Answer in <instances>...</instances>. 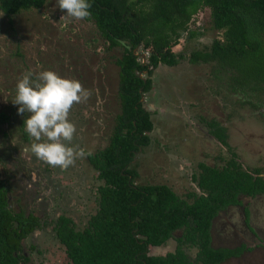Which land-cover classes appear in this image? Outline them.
Segmentation results:
<instances>
[{"label":"rangeland","instance_id":"obj_1","mask_svg":"<svg viewBox=\"0 0 264 264\" xmlns=\"http://www.w3.org/2000/svg\"><path fill=\"white\" fill-rule=\"evenodd\" d=\"M64 15L56 0H45L39 8L10 15L0 11V111L8 115L0 125V178L8 187L9 208L32 212L39 220L36 233L22 241L28 264H69L53 233L54 220L62 214L71 219L75 229H82L97 208L96 188L101 181L87 154L62 169L25 151L30 149L32 139L23 125L29 114H19V106L13 103L17 81L29 71L35 80L39 72L53 70L62 77L79 80L91 91L88 100L75 104L68 117L76 126L72 143L86 153L100 150L107 143L119 111L118 67L114 60L120 57L122 47H107L91 20L65 19ZM187 27L198 35L182 37L171 47L183 58L173 66L159 63L151 71L149 90L140 102L149 112L152 128L147 133V146L136 152L132 161L136 184H164L186 200L187 193L198 192L191 175H196L199 163L219 167L234 153L242 169L251 172L258 167L264 176V107L256 111L239 103L213 77L211 63L189 60L190 51L206 50L214 38H221V31L211 26L208 8L192 15ZM139 50L136 47L133 53L145 62L147 51ZM139 75L146 77L145 72ZM211 118L225 128L230 150L209 134L205 121ZM252 200L255 212L247 219L256 227L257 235L241 227L243 232L235 239L223 241L214 223V244L246 246L241 256L222 264H264V250L253 249L255 244L264 246V197ZM228 213L225 217L239 230L238 211L231 209ZM219 220L222 223L223 219ZM178 235L174 233L166 245L153 252L172 251ZM187 254L192 257L194 250Z\"/></svg>","mask_w":264,"mask_h":264},{"label":"trees","instance_id":"obj_2","mask_svg":"<svg viewBox=\"0 0 264 264\" xmlns=\"http://www.w3.org/2000/svg\"><path fill=\"white\" fill-rule=\"evenodd\" d=\"M45 0H0L6 15L39 8ZM91 20L107 47L121 46L114 62L118 67L119 111L107 143L86 159L102 180L98 209L85 227L74 230L60 216L55 233L71 264H217L234 255L232 250L209 246L211 219L237 195L264 194V178L240 167L235 154L219 167L204 163L191 179L200 193L181 199L164 184H134L132 164L138 148L147 146L152 128L149 112L139 101L150 87L151 71L159 64L175 65L183 58L171 47L178 39L198 35L188 29L191 16L207 7L211 26L221 31L206 50H192L193 63H211L212 74L239 103L256 111L264 107V0H88ZM147 51L142 63L134 48ZM145 71L146 77L137 76ZM259 115L260 112H258ZM8 115L0 111V125ZM208 132L230 150L226 130L214 118L205 121ZM254 175H251V173ZM8 188L0 179V264H27L22 240L36 224L32 215L13 213ZM175 248L164 256L147 253L148 245H160L173 236ZM184 247H195L189 260Z\"/></svg>","mask_w":264,"mask_h":264},{"label":"clouds","instance_id":"obj_3","mask_svg":"<svg viewBox=\"0 0 264 264\" xmlns=\"http://www.w3.org/2000/svg\"><path fill=\"white\" fill-rule=\"evenodd\" d=\"M56 2L66 12L62 18L82 20L91 15L88 0ZM32 77L30 71L22 74L17 81L13 101L19 106V114H29L23 125L32 142L30 149L26 148L25 151L30 150L36 158L50 166L66 169L77 158L90 155L72 143L76 126L68 117L75 104L88 100L91 91L85 89L79 80L62 77L53 70L39 72L35 80Z\"/></svg>","mask_w":264,"mask_h":264},{"label":"flooded vegetation","instance_id":"obj_4","mask_svg":"<svg viewBox=\"0 0 264 264\" xmlns=\"http://www.w3.org/2000/svg\"><path fill=\"white\" fill-rule=\"evenodd\" d=\"M142 62V61H141ZM142 63H144V62H142ZM143 72H145V71H143ZM140 74V73H139ZM137 76H138V74H137ZM142 95V94H141ZM212 136V135H211ZM140 149L141 148H138L137 149V151L136 152H138V151H140ZM135 152V153H136ZM135 153H134V155H135ZM134 160V157H133V159H132V161ZM256 168H258V167H256ZM260 169V168H259ZM261 170V169H260ZM96 171V170H95ZM251 175H254V173L252 172L251 173ZM257 175H259L260 177H262V178H264V176L261 174V172L260 173H258ZM96 177H97V174H96ZM137 178V177H136ZM135 178V179H136ZM4 183H5V181L2 179V178H0ZM98 179V178H97ZM135 179L133 180V183L134 184H136L135 183ZM100 180V179H99ZM101 181V184L99 185V186H101L102 185V180H100ZM5 185H6V183H5ZM7 186V185H6ZM98 186V187H99ZM98 187L96 188V191H97V200H96V204H97V201H98V197H99V194H98ZM8 188V187H7ZM197 188V187H196ZM198 190V189H197ZM8 192L9 191H7V194H6V197H7V202H8ZM197 193H200L199 192V190H198V192ZM259 197H264V194H254L253 196H249V195H243V194H239V195H237V198H236V202L235 203H228V204H226V205H224V207H222V208H220L218 211H217V213L214 215V217L211 219V222H210V225H209V230H208V236H209V246L212 248V249H214V250H217V251H219V250H232V251H234V255H231V256H229V257H227L226 259H224V260H222V261H220L219 263H217V264H222L223 262H226V261H228V260H231V259H236V258H238L239 256H241V254H242V249H245V247L246 246H240L241 244H238V245H235V246H233V245H219L218 243L217 244H214L213 243V237H212V234H211V231L213 230V227H214V223L216 222V230H217V232H218V235L219 236H221V238L223 239V241H225V240H228V241H230L231 239H235V237L237 236V234H239V233H241V232H243V229L241 228V227H246L248 230H249V233H250V235H253V234H256L257 235V231H256V227L255 226H253V225H249L248 224V219H247V217L249 218V216H250V214H254V212H255V208H254V206L252 205V199H257V198H259ZM252 200V201H251ZM249 201H251L250 203H249ZM261 205H263V203H261ZM9 206V205H8ZM98 209V204H97V208H96V210ZM231 209H236L237 211H238V213H237V216H239L240 217V224H239V230H237V224L235 223V222H233L232 220L231 221H229L228 219H227V217H225V213H228V211L229 210H231ZM96 210L94 211V213L96 212ZM13 213H15V214H17V213H22L25 217L26 216H28V215H32L33 217H35V219H36V224H35V226L33 227V229L30 231V233L27 235V236H29V235H34L35 233H36V231L38 230V227H39V220H38V217L34 214V213H32V212H26V213H23L22 211H20V210H18V211H13ZM93 213V214H94ZM93 214H91V215H89L88 216V218H87V220H86V222H85V225H86V223H87V221H88V219H89V217L90 216H92ZM60 216H62V217H65V218H68V217H66V216H64V215H62V214H60V215H58L56 218H55V220H54V225H53V233H54V235H55V238L57 239V241H58V243L61 245V247L63 248V252H64V255H65V257L67 258V260L69 261V264H71V261L69 260V258L66 256V253H65V247H64V245L60 242V240H59V238L57 237V235H56V233H55V225H56V223H57V220H58V218L60 217ZM228 217L230 218V216H229V213H228ZM219 218H221V219H223L222 220V223H221V220H219ZM70 221H71V219L70 218H68ZM239 219V218H238ZM71 224H72V226H73V229L74 230H78V229H75L74 228V225H73V222L71 221ZM85 225H84V227H85ZM83 227V228H84ZM82 228V229H83ZM82 229H79L80 231L82 230ZM237 231H238V233H237ZM175 233H179L180 234V232H175ZM173 235H174V233H173ZM26 236V237H27ZM25 237V238H26ZM177 237V236H176ZM24 238V239H25ZM172 238H173V236H172ZM261 238V237H260ZM168 240V239H167ZM166 240V241H167ZM23 241V240H22ZM166 241L164 242V243H162V244H160V245H162V246H164V245H166ZM176 244V243H175ZM160 245H148L147 246V253L148 254H151V255H157V256H164V255H166V253H168V252H171V251H167V252H165V253H160V252H153V250H155L156 249V247H158V246H160ZM161 246V247H162ZM22 247V246H21ZM174 248H175V246H174ZM263 249L264 250V246H262V245H259V244H255V246L253 247V249ZM184 249V251H185V253L187 254V251H190V250H194V254H193V256L192 257H190L188 254V257H189V260L190 261H193L194 259H195V255H196V248L195 247H184L183 248ZM189 249V250H188ZM174 250V249H173ZM172 250V251H173ZM252 249H249V251H251ZM152 253H151V252ZM150 252V253H149ZM25 256V255H24ZM27 259H28V256L26 255L25 256ZM29 263V260H28V262H27V264ZM38 264H42V263H38Z\"/></svg>","mask_w":264,"mask_h":264},{"label":"water","instance_id":"obj_5","mask_svg":"<svg viewBox=\"0 0 264 264\" xmlns=\"http://www.w3.org/2000/svg\"><path fill=\"white\" fill-rule=\"evenodd\" d=\"M134 49H136V48H134ZM141 55H143V54H141ZM138 76H140V75H139V73H138ZM142 97H143V96H142V95H140L139 101H141V100H142Z\"/></svg>","mask_w":264,"mask_h":264}]
</instances>
